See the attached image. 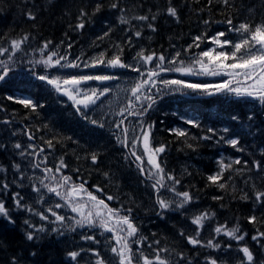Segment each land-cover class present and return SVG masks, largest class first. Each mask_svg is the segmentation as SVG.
<instances>
[{
	"label": "snow or ice",
	"instance_id": "obj_1",
	"mask_svg": "<svg viewBox=\"0 0 264 264\" xmlns=\"http://www.w3.org/2000/svg\"><path fill=\"white\" fill-rule=\"evenodd\" d=\"M211 2V0H209ZM225 7L229 6V0H222ZM103 7L102 4L97 3L95 5L92 15L99 12ZM110 8L113 10H119L118 21L121 25H128L127 31L132 32V37H128L126 43L132 45V38L139 39L142 36L141 30H135L133 32V21L143 22L151 31L155 32L156 27L154 21L155 15L149 17L146 14H134L127 15L128 9L121 7L120 0H111ZM167 14L173 17L179 22V16L175 7H168ZM89 16V13L81 10L80 23L76 25V28L83 30L85 28V19ZM27 18L35 20L36 16L29 11ZM209 23V21H205ZM226 23L230 27L229 31H235L239 33L242 39L238 42H232L229 40H221V37L225 36V32H218L215 36L207 38L205 33L202 36H196L193 40V45L185 49V52H190L194 46L199 48V42L206 38L210 40L215 48L200 52L189 63H185L180 59L181 52H176L172 57H166L164 54H157L155 51H149L146 55V50L141 48L133 59L138 63L128 64L122 60V45H114L116 51L112 56H107L106 53H100L99 55L84 60L80 57L70 59L69 55L60 54L58 49H51V41H46L43 47L39 49L40 59L30 60L34 67L36 65H42L45 70L43 74H36L34 68L31 69L34 78L43 82L50 87L55 93L65 96L72 102V106L75 109L77 115L80 118L93 126L104 128L105 125L90 116V109H94L97 105V101L101 97L109 94L112 89L110 87H93L90 82H99L100 84H106L107 82L119 79L116 75L111 74H92V75H49L47 69L56 68L62 69H78L81 66L98 67L105 66L112 69H131V71L141 73L140 79L135 82L130 91V98L124 107L120 108L116 115L121 119L114 121V128L118 130L119 134L114 133L117 142L122 148L127 149V155L125 159L129 157L134 158L136 167L141 176L147 180H151V187L156 190V205L158 206L157 215L164 218L169 211H178L185 209L187 205L193 202V197L188 191H177L176 186L179 185L180 180L171 173L165 172L162 162L158 157L166 151V145L160 144L153 146L151 143L153 124H145L142 121L143 115L149 110H153L154 107L163 100L165 96L169 95H197V96H213V95H232L237 98H251L257 100L261 105H264V22L248 23L241 22L238 25H233V20L228 18ZM110 29L104 33L103 39L110 35ZM29 40V35L25 34L18 39H12L10 41V49L8 47H0V56L5 53H9L8 60H0V83H6L10 79L9 73L13 71L11 67L12 57L17 52L24 51L23 45ZM231 50H225L229 47ZM71 48V44L68 45ZM155 61V64L153 63ZM167 64L175 65V67L169 68ZM231 61V63H229ZM142 67L146 70L142 72ZM179 72L185 76L191 75H224L230 77V79L219 84H197L186 82L180 79H165L162 77V73L165 72ZM235 81V83H233ZM158 85L160 87H158ZM155 89V92L152 90ZM5 99L12 101L16 104L22 105L25 109H29L33 113H37L38 108L43 105L34 101L30 97H15L8 95ZM0 110H3L0 108ZM129 117H136L140 123L138 127L129 128L126 124ZM184 122L193 127L201 128V123L192 117H182ZM233 120H238L237 116L232 117ZM251 120L252 117H249ZM4 124H10V120H4ZM177 138H187L190 133L186 129L176 128L171 130ZM206 135L199 137L201 140L211 141L214 138L216 143L223 142L224 144L236 149L237 151H244L240 145V138L237 135L228 136L230 129L225 127L221 130L208 128ZM16 133L13 132L12 135ZM29 141L35 139V137L28 131L24 132ZM193 140L197 137L192 136ZM71 139V137H68ZM131 141V142H129ZM47 148L52 150L54 148L53 140L49 139L45 141ZM137 145L141 146L140 154H137ZM189 148H194V145L188 143ZM7 145L0 144V149H5ZM12 147L18 151V155L21 160L26 161L27 166L30 167L33 173L39 170L42 175H26L22 170L21 164L13 162L12 168L16 175L13 180L9 181L7 175H4L0 179V218L6 220L9 224H15L11 212L13 210H19L28 213L29 216L38 217L40 221L45 223L35 224L30 219H25L24 224L27 226L25 231V238L28 241L37 240L40 238V234L46 233L49 229L45 224L50 223L56 225L51 231L64 235L65 232H76L77 229H101L103 232L110 233L111 236L106 239L115 242L114 246L110 247V252L114 257L112 264H171V261L162 256L161 253H169L168 248H153V244L159 245L160 241L156 240L149 243L148 248L153 249L154 257L145 255L143 251L144 242L147 241V237L140 233L139 226L134 222L131 215L133 209H117L110 207L104 199L99 198L93 192L89 191L84 183H77L73 181L72 177L64 174V169H67L68 165L65 163L63 157L58 159V162L54 167L48 166V157L44 155L45 148L40 147L37 149L35 144H28L26 146L19 142H15ZM147 156V165L145 167L144 156ZM86 159H90L92 164L98 162V154L92 152ZM219 171L213 175H209L207 180L219 187L221 190L228 188V183L225 179V172H231L233 170V164L240 165L241 160L235 159L234 161L225 162L224 159L218 161ZM244 167H247V162H244ZM254 168L257 172L262 171V167L259 161L255 162ZM7 168L0 166V173L6 174ZM77 172L80 170L77 168ZM105 178L108 179V173H104ZM27 179L28 186L31 191L35 193L34 203L44 205L46 203V197L55 196L60 202H48V206L43 210H37L32 204L27 203L25 197L20 191H12V185L15 184L17 188L25 187L24 181ZM230 179V177H229ZM223 181V182H222ZM255 189V184L252 185ZM160 189H165L174 193V197L165 199L159 195ZM97 192H102L103 189L97 187ZM235 191V186H233ZM11 193L12 208L6 207L4 194ZM178 197L179 199H176ZM254 202L257 204H264V190L254 191ZM114 197L109 195L107 200L111 201ZM214 199H222V197H214ZM241 199H248L247 193L241 196ZM66 208L74 216L66 217L59 214L56 209ZM214 213L201 212L199 215H195L191 218V223L196 226L191 235H185L183 231L180 235L183 236L187 243L193 248H207L214 251L221 250V244L214 238L206 241L200 239V232L204 228V222L214 217ZM50 217L52 219H50ZM249 223L256 224L258 217L252 215L248 217ZM259 223L264 224V218L259 219ZM214 232L217 235H224L230 240H235L237 244L245 239L247 233H241L239 225H235L232 228H228L227 225H218L215 227ZM81 238L86 242L99 243L96 240L95 235H82ZM253 241H256L259 245L261 239H264V232L256 230V234L252 237ZM133 245H136L138 250L133 251ZM264 248V245H259ZM231 244L225 246L226 249H230ZM88 251L95 257L93 264H109L95 249H80L76 251H70L67 255L74 264H78V257H82V254ZM239 251L243 254L241 258V264H254V255L250 251L249 247L244 245L239 248ZM35 255V253H33ZM180 260H184L185 264H192L191 258H186L183 253L178 254ZM12 264H17L15 257L12 259ZM206 264H218L216 258L211 256L206 257ZM258 264H264V261L258 262Z\"/></svg>",
	"mask_w": 264,
	"mask_h": 264
},
{
	"label": "rangeland",
	"instance_id": "obj_2",
	"mask_svg": "<svg viewBox=\"0 0 264 264\" xmlns=\"http://www.w3.org/2000/svg\"><path fill=\"white\" fill-rule=\"evenodd\" d=\"M151 0H145L144 5L146 7L151 4ZM243 3V5L240 7V5ZM252 5L255 6L254 9L252 8L249 11L244 10V5ZM134 8H133V6ZM222 6V7H221ZM219 8H212L207 12V14L204 16L202 15V20L199 24L188 26V24L185 23L184 19H181L179 17V22H177L173 17L169 16L167 14V8L164 9V6L162 9L158 10L156 15L158 16V19H165L163 20L166 23V27H169V29L175 28L180 26L184 29V33L181 36H175L173 37V42H170V46L167 48V52L164 53L166 57H172L176 52H181L180 59L184 60L185 63H189L195 56H197L200 52L208 50L210 48H215L216 45H213L209 39L213 36H215L218 32H225V36L221 37V40H229L232 42H238L242 37L239 33H236L235 31H229L230 27L226 21L228 18H231L233 20V25H238L241 22H248V23H259L264 22V0H229V9L230 13L226 14L223 11V7L225 5L222 3ZM121 7L127 8L128 12L127 15L131 16L134 14H140L135 10V3L133 0H124ZM148 10V9H147ZM151 11V9H149ZM201 13V11H199ZM118 15L119 10L117 12V15L115 18L107 22L108 28H102L103 23L95 30V31H86L85 34H79L80 31L76 28L73 29L72 34H76L80 36V39L77 41V45H74L75 48H68V45L65 41L58 42L54 44L52 47L50 45V50L55 48L58 49L60 54H68L70 59H75L77 57H80L84 60H88L90 58H93L100 53H106L107 56H112L114 52L116 51V48L114 45H122L123 46V52H122V60L128 64H137L138 61L133 59V57L136 55V53L141 49H145V54L147 55L149 51H152L150 49L151 40L153 39L154 34L156 33L151 31L143 22L133 21L134 24H138L139 28L138 30H141L142 36L137 39L135 37L132 38V45H128L126 43V40L128 37H132L130 35V32L127 31L128 25H121L118 21ZM173 19L170 23V19ZM169 21V22H168ZM205 21H209V23H205ZM164 23V24H165ZM187 26V27H186ZM134 28V27H133ZM110 31V35L107 37H104L103 39H100V37L104 36V33L108 30ZM207 34V38L205 40H201L199 42L200 46L199 48L192 47L190 52H185L184 50L189 48L190 45H193L194 37L196 36H202L204 34ZM178 37V40H177ZM29 42V40H28ZM28 42L26 44H28ZM25 44V45H26ZM44 42L41 44V47H37L34 50V54L32 52H28L25 45H23L24 51L17 52L15 56H13L11 67L13 68V71L9 73L10 81L6 85V90L14 89L18 93L19 88L16 87V85H12L11 82L15 84V81L18 80H24L26 82H32L36 81L34 78L31 69L34 68V71L36 74H43L44 69L42 65H34L32 63H29L30 60H39L40 59V51L43 47ZM5 47H8L10 49V42L5 45ZM225 50H231L230 46L226 47ZM11 51V49H10ZM30 53V54H29ZM158 54V53H157ZM184 57V58H183ZM9 59V53H5L3 56H0V60H8ZM155 64V61H153ZM166 66L169 68L175 67V65L167 64V61L165 62ZM231 63V61H229ZM26 69L30 71L29 73L21 76L18 75L19 70ZM146 69L142 67V72ZM47 72L49 75L53 74H60V75H92V74H111L116 75L119 77V79L107 82L106 84H100L99 82H90L91 86L93 87H110L112 91L107 94L106 96H103L100 98L99 101H97V105L94 109H90V116L92 119H96L100 122H102L105 127L99 128L96 126H93L92 124L82 120L79 115L76 114L74 107L72 106V102L68 100L67 97L61 96L54 91L50 89L49 86L41 82V85H44V89L41 91L39 89V92L37 93V98L39 99V104L43 105V107L46 108H53L57 111H60L62 115H65V119L61 127L58 129V131L53 128L51 125L47 124L48 126H45L46 122L41 123L43 126V129L45 130L44 134L45 137L41 138V145L45 146V153L44 155H47L48 157V166L54 167L55 164L58 162V159L60 157H63L65 163L68 165L67 168H73L72 173L69 175L72 177L73 181L77 183H85L83 176L79 175V173L76 171L78 168L81 170L82 168L85 169L86 174L88 175L87 169L88 167H92L95 169H104L105 165L110 167L112 169L111 176L109 175V178L106 179L105 175L102 173L101 176V182L97 179L96 186L102 185V182L105 184V186L109 185L112 186L115 185L114 191L115 195L113 196L114 199L109 201L110 204H112L113 208H132L133 211L131 213L134 222L140 226L142 224V227L146 224L153 225L151 226V232L146 231V229L149 226H145L144 229H141V232H145L142 234L143 236L147 237L148 239H151V234L154 233L153 237L154 240H159V245L153 244V248H168L170 250L169 253H161L162 256L166 257L171 261V264H185L184 260H180L178 254L180 253V250L185 246L183 243V240H186L183 236L179 235V237L176 236V238H173L169 240V234L166 233V229H163L164 234H162L161 229L163 228V225L165 222L169 224L179 221V223L182 222V219L184 217L186 224L182 227L177 226V233L180 234L181 231L185 233V235H191L193 233V230L196 228L195 225L191 223V218L195 215H199L201 212V200L195 195L194 190L190 186L189 182V176L190 171L187 167V161H183L182 163H175L170 162L168 159H165V156L163 154H160L158 157L159 161L162 162V166L165 170V172L171 173L174 176H176L180 183L176 186L177 191H188L193 197V202L186 206L185 209H181L178 211H169L166 213L164 218H161L159 215H157L158 206L156 205L155 200V193L156 190H154L148 182H142L139 181L138 178L140 177V173L136 166L131 165V157L129 159H125V156L128 154L126 149L122 148L121 145L117 142L116 136L114 133L119 134L118 130L114 128L113 124L115 120L121 119V117L116 115V112L125 106L128 99L130 98V91L129 89L131 86L137 82L140 77L141 73H137L134 71H131V69H112L105 66H98V67H88L85 68L81 66L78 69H62L58 70L56 68H49L47 69ZM162 77L165 79H180L184 80L186 82L191 83H197V84H219L223 83L224 81L230 79L228 76L224 75H191V76H185L180 74L179 72H165L162 73ZM235 83V81H233ZM158 87H160L158 85ZM155 92V89L152 90ZM49 92V93H48ZM22 93V92H19ZM42 94V97L40 98ZM8 96V95H7ZM179 94L177 95H169L165 96L163 100H160L159 103L154 107L153 110H150V117H147L143 115L141 118L142 121L145 124H153L154 127L152 129V138L151 143L153 146H158L160 144L165 145V139H164V130L163 126L165 124V120L157 122L155 115L158 113H162L163 110L167 107L168 113H172L173 109H176L178 107V104L180 102H183L182 98L179 99ZM225 95H217V99L224 97ZM230 96V99H234L235 101L239 100L242 103L245 104V109L247 111L248 117H254V120L252 123H256L258 120L261 121V124L264 122V105H261L257 100L251 99V98H237L232 95ZM19 97V96H15ZM26 97V96H23ZM184 97V96H183ZM14 103V102H12ZM16 104V103H14ZM17 105V104H16ZM19 105V104H18ZM43 107H40L38 109H42ZM35 114V113H33ZM37 119L42 118L44 119V114L41 111H37L35 114ZM2 116V114L0 115ZM163 118V114L160 115ZM6 118H12L14 121L19 120V116L17 115V112H11L10 114H5ZM27 120L31 118L25 117ZM243 121V120H242ZM244 122V121H243ZM242 122V124H243ZM140 121L136 117H129L128 121H126V124L129 126V128L132 127H138ZM245 123V122H244ZM48 127H51V129ZM165 128V127H164ZM209 127H201L200 129L203 131L205 129H208ZM0 144L4 142L3 144L7 145L5 149V157L7 160H11L13 158V161L11 163V166H5L3 167L7 168L11 175H16L13 171L12 164L13 162L20 163L22 170L26 173V175H42V173L39 172V170H36L35 173L32 172L30 167L27 166L26 161L21 160V158L18 155V151L15 150L12 145L15 142H19L22 145L26 146L30 144L29 141L25 139L24 131L21 126L13 123L12 125H5L0 128ZM79 129L80 131H75ZM185 129V128H182ZM230 129V128H229ZM57 131V132H56ZM15 132V135H12V133ZM167 134L172 133L171 131H165ZM250 130L246 132H238L234 129H230L228 136L237 135L240 138V145L238 147H243L244 151H237L236 149H233L232 147L228 146L227 150H224V148H221L219 156L215 158V161L218 163L219 160L224 159L225 162L234 161L235 159L240 158L251 165L254 166L255 162H257V159H254L253 152L250 150L251 143L248 142L250 137ZM192 136H195L199 139L198 136L190 134L187 139L191 138ZM68 137H71V139H68ZM52 139L54 148L52 150H49L47 148V145L45 144L46 140ZM104 139L103 141H100ZM216 139V138H214ZM97 140V141H95ZM131 142V141H129ZM203 143L210 144L209 141L203 140ZM223 143V142H220ZM220 143H214L212 147H218L221 146ZM36 145V144H35ZM37 146V145H36ZM38 149V147H37ZM141 146L137 145V154H140ZM92 152H96L98 154V162L96 164H92L90 159H86L85 157H88ZM164 156V157H163ZM185 160V159H184ZM145 161V167H149L147 165V156H144ZM78 162V163H77ZM79 162L81 163L79 165ZM170 163V164H169ZM219 165V164H218ZM263 168V167H262ZM239 171L244 170L242 167L238 165L236 168ZM235 169V170H236ZM247 170V169H245ZM83 171V170H81ZM92 172V171H89ZM255 174V175H254ZM78 177H77V176ZM93 175L95 177L98 176V174L95 172ZM256 179L259 176L257 173L252 174ZM252 179V178H251ZM227 183L232 182L233 179L230 178L226 180ZM25 187L18 188L16 191H20L21 194L25 197V200L27 203L32 204L37 210H43L45 207L48 206V202H60L59 199L55 196H48L46 197V203L44 205H39L34 203L35 193L31 191L30 186H28L27 179L24 181ZM87 185V184H86ZM13 187V185H12ZM237 187L235 186V189ZM233 190V187L230 188ZM94 191V188L92 189ZM15 192V191H14ZM216 194L217 190L215 191ZM161 197L165 199H170L174 197V193L163 190V192L160 194ZM176 199H179L176 197ZM133 204V207H132ZM56 211L64 215L66 217L74 216V213H71L68 209L62 208V209H56ZM208 212V211H206ZM150 214L151 220L149 221L147 218H143L144 214ZM209 213V212H208ZM211 214V213H209ZM21 218L24 222L25 219H30L32 223H35L37 225L45 223L43 221H40L38 217L29 216L28 213L22 212ZM50 219H52L50 217ZM156 224V226H155ZM218 225L223 224H214V226H211L210 223L204 222V228L200 232V239L201 240H208V239H216L221 244V250L219 253H213L211 254V257L216 258L218 261V264H241V258L243 254L239 251V248L241 246H248L249 242L247 239V236H245V239L243 241H240L239 244L235 240H230L224 235H217L214 232V229ZM45 226L49 229L48 232L42 233L40 238H44V236H48L50 234L56 235V238L59 242L62 243H69L72 248H74V251L80 250V249H95L100 252L101 256L109 262V264H112L114 261V257L112 253L110 252V247L114 246L115 242L109 239H106L107 237H110V233L103 232L101 229H77L75 234L74 232H65L64 235H59L56 232L51 231L52 228L56 227V225L47 223ZM165 226V225H164ZM179 231V232H178ZM82 235H95L96 240L99 241V243H92V242H86L84 241L81 236ZM214 235V237H212ZM221 237V238H220ZM38 239L41 241V239ZM153 239V238H152ZM226 239V240H224ZM153 240H151L152 243ZM227 241V244H231L232 247L230 249H226L223 243ZM173 243V244H172ZM149 242H147L143 245L144 248L148 251L146 253L144 250L145 255H148L150 258L154 257L153 249L148 248ZM188 247H192L191 245H186ZM135 247V251L138 250L136 245H133ZM184 249V248H183ZM184 252V251H183ZM81 260V264H93L95 257L92 256L88 251H85L82 254V257H78ZM192 264L193 261H192ZM197 264H206V258L202 262H198Z\"/></svg>",
	"mask_w": 264,
	"mask_h": 264
},
{
	"label": "trees",
	"instance_id": "obj_3",
	"mask_svg": "<svg viewBox=\"0 0 264 264\" xmlns=\"http://www.w3.org/2000/svg\"><path fill=\"white\" fill-rule=\"evenodd\" d=\"M151 1L152 3L146 7L144 5L145 0H133L135 7H137L135 8L137 12L149 15V17L152 15L156 16L154 21L156 33L149 46L152 51L158 54L167 52V48L171 44L170 42L174 40V35L181 36L184 33V29L180 26L169 29V27H166L167 20L165 23L163 21L165 20L164 18L158 19L155 12L162 9L163 6L164 9L175 7L178 16L184 19L188 26L192 27L200 23L203 18L202 15L205 16L212 8H219L222 5V0H211V2L209 0ZM123 2L124 0H120V5ZM97 3L102 4L103 7L95 15H92ZM110 3L111 0H0V47H5L12 39H18L28 34L29 42L24 48L26 47L28 52H32L33 54L34 50L37 47H41V44L46 41H51L52 47L62 40L67 41L72 44V49H74L73 45H77V41L80 39L79 34H85L86 31H95L102 23L101 29L108 28L107 22L112 21L118 12V9L113 10L110 8ZM242 5L243 3L240 7ZM254 7L245 4L243 8L245 11H249L252 8L254 9ZM82 9L89 13V16L85 19V28L83 30L78 29L80 31L78 35L72 34L73 29H76V25L81 22L79 17ZM229 9L231 8L223 7V11L226 14L230 13ZM29 11L36 16L35 20L27 18ZM171 21H173L172 18L170 19V23H172ZM138 28V24H134L133 32L138 30ZM130 35L132 36V32H130ZM32 84L40 85V81L36 80ZM178 97L179 99L182 98L183 102H180L178 107L173 109L172 113H168L166 107L162 113L155 115V117L158 116L156 118L157 122L165 120V124L162 125L166 145V151L163 153L165 159L175 163L187 161L184 163H187L190 171L188 183L194 190L193 193L201 200L200 210L215 214L214 217L206 220V222L210 223L211 226H214V224L227 225L228 228L239 225L241 233H247L249 249L255 258L254 264L264 261V248L259 246L264 245V239H261L258 245L251 238L256 234L257 228H259V231L264 232V224L259 223V219L264 218V204L254 202V191L264 190V122L261 124V121L258 120L256 123H252L254 117L251 120L249 119L246 114L245 104L239 100L230 99V96H224L219 99H217V95H188L184 97L179 95ZM9 107L14 112H17V114H21L22 117L31 118V128H33L35 135L40 138L46 136L43 126L38 125H42L41 123L43 122H46L45 126H48L47 124L50 125L49 116H47V119L44 118L45 120L42 118L37 119L36 115L35 118L31 117L33 112L25 109L22 105L12 103L9 104ZM161 114L164 115L163 118L160 116ZM146 115L150 117L148 113ZM233 116H237L239 119L233 120ZM182 117L195 118L201 123L202 127H209L218 131L225 127L234 129L240 133L246 132L249 129L252 132L250 134L252 138L248 139V142L252 144L250 150L253 152L254 159H257L261 167H263L262 171L257 172L254 166L248 162L245 168L244 162L246 161L242 160L239 155L238 158L241 160L239 166L244 170H237L238 165L233 164V170L225 172L226 180L229 177L233 179L232 182L228 183V188L221 190L216 185L211 184L207 180V177L219 171V165L215 161V158L219 156L221 148L227 150L228 145L220 143L221 146L214 148L211 143L214 144L215 139L213 140L214 142L211 140L209 141L210 144H206L198 138L196 140L192 138H177L173 133L167 134L165 131H171L176 128H185L190 134L198 137L208 134L207 129L202 131L200 128L197 129L187 125ZM49 128L51 129V127ZM188 143L193 144L194 148H189L187 146ZM5 154V151L0 149V166H11L13 158L7 160ZM93 169L97 172L98 177L102 176L103 172L108 173L110 176L113 174L112 169L106 165L104 169ZM254 172L259 174L257 179L252 175ZM67 173H72V170L64 172L66 175ZM4 175H7L9 181L13 180L14 174L11 175L10 172L6 174L0 173V179ZM89 179L90 183L95 184L93 177ZM138 180L144 182L141 178H138ZM253 184H255V189L252 187ZM233 186L237 187L235 191L230 189ZM17 189L15 184H13L12 191L14 192ZM216 190L218 194L215 193ZM244 193H247L248 196L246 200L241 199ZM214 197H222V199H214ZM4 199L6 207L12 208L11 193H5ZM21 213L22 211L19 210L11 212L15 220L14 225L0 218V264H12L13 257H15L17 264H74L67 254L70 251H74L76 247L72 248L69 243L59 242L56 235L50 234L44 236V238H40L41 241L38 239L28 241L25 238V231L28 229L21 218ZM252 215L258 217L256 224L249 223L248 221V217ZM145 216L149 221L151 220L148 215ZM185 224L184 217L181 223L179 221L174 223L169 222V224L165 222V226L163 225L161 229V235L164 234L163 229H166V233L169 234V240L176 238V236L179 237L180 234L177 233V226L182 227ZM145 226H149L146 229L147 233L151 232V226L153 225L146 224ZM139 229L141 230V228ZM146 231L142 233H146ZM153 235L154 233L151 234V239L147 238L149 243H151V240H153L152 242L155 241ZM183 243L185 246L183 247L184 249L180 250V253H183L186 258H191L194 264L204 261L206 257L211 256L213 253H219V251L207 248L188 247L186 245L189 244L186 240H183ZM226 244L227 241L223 243V245ZM143 250L148 253L144 246ZM133 251L135 252V247H133ZM78 264H81L80 258H78Z\"/></svg>",
	"mask_w": 264,
	"mask_h": 264
},
{
	"label": "bare ground",
	"instance_id": "obj_4",
	"mask_svg": "<svg viewBox=\"0 0 264 264\" xmlns=\"http://www.w3.org/2000/svg\"><path fill=\"white\" fill-rule=\"evenodd\" d=\"M63 41V40H62Z\"/></svg>",
	"mask_w": 264,
	"mask_h": 264
}]
</instances>
